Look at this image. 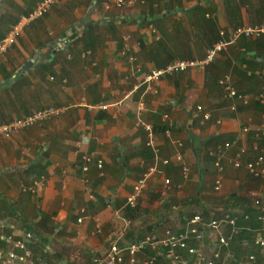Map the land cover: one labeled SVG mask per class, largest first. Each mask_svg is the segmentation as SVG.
<instances>
[{"label": "crops", "instance_id": "1", "mask_svg": "<svg viewBox=\"0 0 264 264\" xmlns=\"http://www.w3.org/2000/svg\"><path fill=\"white\" fill-rule=\"evenodd\" d=\"M39 1L0 0V39ZM263 22L264 0H58L26 22L0 54V123L44 107L63 111L0 137V235L30 232L29 264H92L119 233L121 244L160 238L167 228L184 230L197 213L209 221L228 210L250 233L234 234L221 261L254 254V264H264L253 245L264 229L248 226L246 215L257 210L254 197L264 202V179L244 165L264 158V34L234 40L207 64L144 82L174 60H202L233 28ZM222 78L245 101L230 97ZM241 148L242 165L234 167ZM144 175L139 215L128 218L126 198ZM202 231V243L192 241L198 255L177 251L188 264H204L217 236L231 233L227 225ZM7 248L0 242L3 254ZM137 253L141 264L151 250Z\"/></svg>", "mask_w": 264, "mask_h": 264}, {"label": "built area", "instance_id": "2", "mask_svg": "<svg viewBox=\"0 0 264 264\" xmlns=\"http://www.w3.org/2000/svg\"><path fill=\"white\" fill-rule=\"evenodd\" d=\"M58 2V0H41L39 1L33 10L25 17H23L19 22L13 25L9 31L0 39V54L4 53L9 46H11L20 35L22 27L26 22L33 20L34 18H39L45 15L50 7ZM127 0H115L118 6L125 4ZM224 32L221 31V35ZM264 34V22L254 25H242L233 28L228 33L226 39H220L215 42L212 47L207 49L206 56L202 60H174L161 68H156L146 74L144 82L149 85L157 82L162 76L166 74H171L176 71L185 70L188 67L196 65L207 64L218 52L226 49L225 47L232 43L238 38H251L258 37ZM264 73V69H263ZM221 85L227 91L230 97H236L245 101L243 95L238 94L236 90L228 84L225 78L220 80ZM101 108H106V105H101ZM236 108L234 104L230 106V109ZM200 109V107H198ZM63 111L62 107H44L33 111L32 113L14 118L7 122L0 123V137H10L14 132L31 127L36 123L47 120L51 117L59 115ZM208 117V114H205ZM145 129L148 135V144L152 148L155 154L158 153V148L153 141V127L151 125H145ZM246 132L247 128H243ZM230 143L226 142L225 147H229ZM245 154V149L241 148L238 152V158L233 160L232 164L234 167H240L242 165L241 155ZM181 155L177 154L176 158L180 161ZM221 155L216 156L215 166L218 170H222L221 165ZM85 161H89L88 156H84ZM165 163L168 160H164ZM100 166V162H98ZM246 169L249 174L254 177H262L264 179V158L261 155H257L253 159L244 162ZM86 165L84 169H86ZM183 174L186 176L188 174V166L183 164L181 166ZM146 175L141 177L133 186L132 192L127 196L125 204L129 206H136L138 198L140 197L142 190L146 184ZM164 184L168 186L170 184L169 179L164 180ZM220 186V179L215 180V188L218 189ZM33 190V187L27 188ZM253 205L257 209V220L259 227L258 229H264V202L260 197L256 196L253 198ZM237 216L228 210H225L221 215L216 218H211L206 221L201 213H197L191 216L187 221V227L181 231H173L169 228L165 229L162 237L157 238L151 234H146L142 238H137L132 242L126 244H121L120 240L122 234L119 233L110 242L109 248L101 257H95L92 259V264H136L138 262L137 252L143 251L145 249H150L151 254L146 257L141 264H156L159 257H167L171 259L173 264H188L186 258L180 256L177 252L182 250L188 255H198V247L192 245L193 239L202 243L203 239V226H208L214 230H217L222 225H227L230 227L231 233L228 236L219 235L216 238V244L212 247L211 255L209 257L201 256V260L204 264H224L221 257L222 249L228 247L233 238L234 234L238 233V226L236 225ZM6 226L3 222H0V229H4ZM32 234L27 231H22L20 234H10L1 233L0 241L3 242L8 248L3 254L0 250V264H29L31 258V252L27 248L26 240L31 239ZM253 245L261 253L264 252V237L261 235H255L253 239ZM227 258H233L231 252L226 251ZM256 261V256L254 254H249L245 259L240 260L238 264H253Z\"/></svg>", "mask_w": 264, "mask_h": 264}, {"label": "trees", "instance_id": "3", "mask_svg": "<svg viewBox=\"0 0 264 264\" xmlns=\"http://www.w3.org/2000/svg\"><path fill=\"white\" fill-rule=\"evenodd\" d=\"M138 208H137V205L136 206H129V205H126L125 206V210H123V214L126 216V217H128V218H134L135 216H137V215H139V210H137ZM257 214H258V212H257V210H254V214L252 215V216H250L249 214H247L246 213V215H247V217H248V222H247V224H248V226H251V227H258V220H257ZM238 218L239 219H241L242 220V217L241 216H238ZM236 224H237V228H238V234H236V237H239V236H241L242 234H249L250 232L248 231L247 232V230L244 228V227H240V225H238V223L236 222ZM1 242V241H0ZM222 250H224V249H222Z\"/></svg>", "mask_w": 264, "mask_h": 264}, {"label": "rangeland", "instance_id": "4", "mask_svg": "<svg viewBox=\"0 0 264 264\" xmlns=\"http://www.w3.org/2000/svg\"><path fill=\"white\" fill-rule=\"evenodd\" d=\"M254 263H255V262H254ZM254 263H253V264H254Z\"/></svg>", "mask_w": 264, "mask_h": 264}]
</instances>
